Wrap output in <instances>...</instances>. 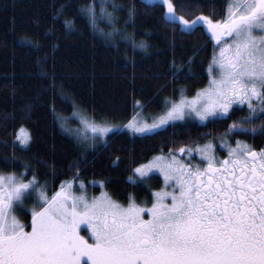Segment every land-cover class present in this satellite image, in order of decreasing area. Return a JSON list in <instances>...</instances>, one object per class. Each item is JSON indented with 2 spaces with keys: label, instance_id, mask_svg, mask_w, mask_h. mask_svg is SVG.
<instances>
[{
  "label": "snow or ice",
  "instance_id": "1",
  "mask_svg": "<svg viewBox=\"0 0 264 264\" xmlns=\"http://www.w3.org/2000/svg\"><path fill=\"white\" fill-rule=\"evenodd\" d=\"M159 3L166 8V21L179 22L182 31L191 33L206 25L219 52H214L209 64L206 87L192 97L168 99L170 107L153 123L134 119L126 127L133 134H150L170 120L185 116L218 119L230 114L234 104L246 103L248 115L229 124L223 134L221 144L228 155L218 158L216 145L207 141L169 149L166 155L138 165L130 180L143 183L154 170L163 174L164 186L152 191L155 199L147 210L149 219L141 215L144 208L133 194L125 207L107 192L90 199L83 192L77 195L73 181L68 180L49 196L45 186L37 187L40 182L35 175L26 180L23 172H0V264H264V148L227 140L235 130L264 135V0H230L228 14L220 20L204 13L191 20L177 15L178 7L191 10L196 6L185 0ZM113 7L119 10L123 5ZM81 12L96 24L95 0L82 5ZM100 12L113 23L107 35L119 33L114 26L118 18L107 10L104 0ZM134 13L133 6L129 15ZM64 23L68 29L75 25L74 19ZM138 47L147 49L148 45L141 41ZM182 70L173 61V76ZM41 72L46 74V69ZM256 119L261 120L259 125L252 123ZM82 123V128L73 130L81 143L89 139L88 130L105 136L119 127L87 119ZM17 139L27 145L31 137L25 133ZM91 139L96 149V136ZM194 152H199L202 163L181 159L180 154L188 153L190 158ZM3 159L14 164L17 158ZM30 168L25 165L26 171ZM99 183L102 186L104 181ZM79 187L83 189V181ZM33 192L36 207L31 209L30 230H26L15 212L25 210L24 201ZM82 224L87 225L90 237L81 235Z\"/></svg>",
  "mask_w": 264,
  "mask_h": 264
},
{
  "label": "trees",
  "instance_id": "2",
  "mask_svg": "<svg viewBox=\"0 0 264 264\" xmlns=\"http://www.w3.org/2000/svg\"><path fill=\"white\" fill-rule=\"evenodd\" d=\"M91 2L0 0V172H23L26 180L35 175L37 186H45L48 195L62 181L72 180L83 181L89 195L102 189L123 205L128 204L129 194L137 204L150 202L152 191L162 188V182L155 173L143 183L130 180L138 165L169 149L224 138L228 125L248 115V108L234 105L221 118L183 119L150 134L121 128L95 143L96 149L64 132L62 121L75 109L95 122L123 125L137 113L146 117L159 112L168 99L193 96L207 83L215 48L206 25L191 33L182 31L179 22L166 21V8L159 0H104L107 10L115 12L114 26L120 29L108 36L113 23L101 14V0H95V25L82 14L81 6ZM185 3L196 5L191 10L176 9L186 19L200 13L214 20L225 17L227 0ZM62 5L63 12L57 15ZM133 6L135 13L130 16ZM68 19L75 21L72 29L65 26ZM22 37L26 39L21 41ZM141 41L147 49L138 47ZM173 61L183 67L177 76H173ZM252 123L259 125L261 120ZM21 128L31 137L26 146L16 141ZM236 138L264 142V135L240 130L227 136L229 141ZM5 156H15L16 162L6 164ZM26 164L30 170H25ZM16 214L29 229L30 213L18 209Z\"/></svg>",
  "mask_w": 264,
  "mask_h": 264
},
{
  "label": "rangeland",
  "instance_id": "3",
  "mask_svg": "<svg viewBox=\"0 0 264 264\" xmlns=\"http://www.w3.org/2000/svg\"><path fill=\"white\" fill-rule=\"evenodd\" d=\"M147 1H149V0H147ZM154 1V0H153ZM157 1V0H156ZM230 3V0H227V6H228V4ZM227 7H226V10H225V17L227 16ZM224 17V18H225ZM258 35L260 34V33H257ZM213 42H214V45L217 43L215 40H213ZM214 52L215 53H218L219 52V49L218 48H214V50H213V53H212V57H211V61H210V63L212 62V60H213V55H214ZM209 79H210V77H209V74H208V80H207V83L202 87V88H204V87H206L207 85H208V83H209ZM181 95H183V94H181ZM181 95L179 96V98L181 97ZM194 95H196V93L194 94ZM193 95V96H194ZM183 96H185V95H183ZM187 97H192V96H187ZM178 98V99H179ZM178 99H176V100H178ZM234 105H240V104H234ZM243 106H247V104L245 103ZM167 107H170V104H167V103H165V105L162 107V109L159 111V112H157V113H151V114H148L146 117H144L143 116V114H141V113H137V114H135L129 121H133L134 119H136V120H141V121H147L149 124H151V123H153V121L155 120V119H158L161 115H163L164 114V112L166 111V109H167ZM248 108V107H247ZM248 111H249V109H248ZM152 114H154V115H152ZM84 119H87V120H89L90 122H92L93 120L92 119H90L88 116H86L85 114H83L81 111H79V110H74L68 117H66L65 118V120L64 121H62V124H61V129L64 131V132H66V133H68L69 135H71V136H73L74 138H76L77 139V137H76V135H75V133H74V131L73 130H75V129H77V128H82L83 127V123H82V121L84 120ZM184 119H190V120H195V121H198V122H203V121H205V120H200L198 117H195V116H185V118ZM179 120H183V119H177V120H170V121H168V123H171V122H175V121H179ZM129 121L128 122H126V123H124L123 125H121V124H119V123H117V122H110V123H99V122H95V123H98V124H102V125H117V126H119V127H117V128H115V129H113L112 131H114V130H119V129H121V128H123V129H121V130H126V131H128V132H131V133H133L128 127H126L127 125H128V123H129ZM167 123V124H168ZM63 125V126H62ZM166 125V124H165ZM165 125H163V126H165ZM163 126H161V127H163ZM161 127H159V128H161ZM159 128H156V129H159ZM21 129H23L24 130V132L22 133L21 132ZM21 129H19L18 130V132H17V135H16V141H17V143L19 144V145H21V146H26V145H23V144H21L20 143V141H19V139H17V137H18V135H23V134H28V132L24 129V128H21ZM156 129H154V130H156ZM153 130V131H154ZM138 134H141V133H138ZM93 135H95L96 136V140H95V143H97V142H100V141H102L103 139H104V137L105 136H100L98 133H96V134H93V133H91V131L90 130H88V136H89V139L86 141V142H83V143H88V144H92V139H91V137L93 136ZM222 139H224V138H215V139H213V140H209V141H212V143L213 144H215L216 145V149H222V148H224L223 147V145L221 144V140ZM208 140H206V141H204V142H202V143H197V144H204L205 142H207ZM197 144H193V145H191V147H195ZM215 149V150H216ZM193 154H195V157L194 158H192V157H190L189 158V154L188 153H182V154H180V156H181V159H183L186 163H191L194 159H197V160H202V158H201V156H200V154H199V152H194ZM158 155H160V154H158ZM166 155V154H165ZM156 156V155H155ZM154 157V156H153ZM152 157V158H153ZM152 158H150L148 161H150ZM147 161V162H148ZM147 162H145V163H142V164H146ZM141 164V165H142ZM4 173H6V172H4ZM153 173H155V174H158L159 176H160V179H161V182H162V187L164 186V180H163V174L162 173H159V171L158 170H154V172ZM136 175H138V174H136ZM79 184L80 183H74L73 182V192L75 193V194H80L81 192H83L89 199L90 198H92V197H99L100 196V194L102 193V192H105V191H103L102 189L100 190V192L98 193V194H87L86 193V191L84 190V189H81L80 187H79ZM38 187V186H37ZM39 188V187H38ZM169 191H171V188H169L168 189ZM49 196H51V195H49ZM36 193L35 192H33L32 193V195H31V197L30 198H28V199H26L25 201H24V209L27 211V212H29L30 213V215H31V209L33 208V207H36ZM152 198H153V202H154V196L152 195ZM128 205V204H127ZM127 205H124L125 207L127 206ZM152 206V205H151ZM19 209V208H18ZM18 209H16V212H17V210ZM145 211V210H144ZM16 212H15V214H16ZM81 235H85L86 236V238L87 237H90V231H88L87 230V225L86 224H82L81 226ZM27 230H30V228L29 229H27ZM89 242H92L91 240H89ZM85 260L87 259V257H85L84 258Z\"/></svg>",
  "mask_w": 264,
  "mask_h": 264
},
{
  "label": "flooded vegetation",
  "instance_id": "4",
  "mask_svg": "<svg viewBox=\"0 0 264 264\" xmlns=\"http://www.w3.org/2000/svg\"><path fill=\"white\" fill-rule=\"evenodd\" d=\"M234 106V105H233ZM237 140H240L242 142H246L254 147H256L257 149H260V148H264V142L258 144V143H253V142H250L249 140H246V139H243V138H236V139H233L232 141H229L230 143H232L233 145H235L236 141ZM220 151L219 152H216L215 150V155L218 157V158H224L225 156L228 155L227 153V150L225 148H222V149H219ZM191 157L194 158L195 157V154H191ZM191 163H197V164H200L202 163V160H197V159H194ZM166 202L167 203H171V199L170 198H167L166 199ZM153 203V198L150 202H142V203H138L139 206H141L142 208H144V212L141 213V215L143 216L144 219H149L150 218V213H148V209L151 207ZM17 215V214H16Z\"/></svg>",
  "mask_w": 264,
  "mask_h": 264
}]
</instances>
